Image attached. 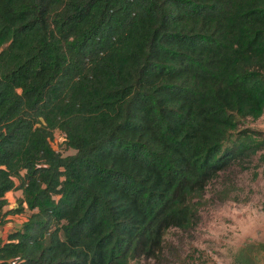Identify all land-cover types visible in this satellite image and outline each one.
Instances as JSON below:
<instances>
[{
  "label": "trees",
  "instance_id": "16d2710c",
  "mask_svg": "<svg viewBox=\"0 0 264 264\" xmlns=\"http://www.w3.org/2000/svg\"><path fill=\"white\" fill-rule=\"evenodd\" d=\"M263 114L264 0H0V264L157 257Z\"/></svg>",
  "mask_w": 264,
  "mask_h": 264
},
{
  "label": "rangeland",
  "instance_id": "374dc122",
  "mask_svg": "<svg viewBox=\"0 0 264 264\" xmlns=\"http://www.w3.org/2000/svg\"><path fill=\"white\" fill-rule=\"evenodd\" d=\"M241 126L256 129L264 136V114L246 119ZM63 139L56 132L53 146L64 154L74 152L66 147ZM245 164L248 167L233 164L209 183L197 205L194 226L169 229L157 257L133 259L130 264H238L234 258L245 248L252 249L250 256L256 264H264V161L259 153ZM7 197L9 204L17 205L23 193L14 190ZM9 204L4 206L3 214ZM2 218L0 239L21 227L26 212Z\"/></svg>",
  "mask_w": 264,
  "mask_h": 264
},
{
  "label": "crops",
  "instance_id": "0c3cea01",
  "mask_svg": "<svg viewBox=\"0 0 264 264\" xmlns=\"http://www.w3.org/2000/svg\"><path fill=\"white\" fill-rule=\"evenodd\" d=\"M19 190H21V189H19ZM11 191H14V190H11ZM15 191H16V190H15ZM21 191H22V190H21ZM9 192H10V191H9ZM22 193H23V191H22ZM7 194H8V192H7ZM7 194H6V196H7ZM7 198H8V197H7ZM8 200H9V199H8ZM10 205H11V204H10ZM6 237H7V236H5V235H4V237H3L4 239H3V238H2V239H0V242H1V241H3V240H5V239H6Z\"/></svg>",
  "mask_w": 264,
  "mask_h": 264
}]
</instances>
